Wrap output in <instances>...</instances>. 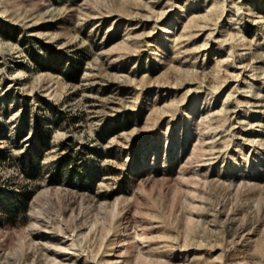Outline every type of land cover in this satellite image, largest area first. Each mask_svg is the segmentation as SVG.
Wrapping results in <instances>:
<instances>
[{
  "label": "rangeland",
  "instance_id": "obj_1",
  "mask_svg": "<svg viewBox=\"0 0 264 264\" xmlns=\"http://www.w3.org/2000/svg\"><path fill=\"white\" fill-rule=\"evenodd\" d=\"M0 264H264V0H0Z\"/></svg>",
  "mask_w": 264,
  "mask_h": 264
},
{
  "label": "trees",
  "instance_id": "obj_2",
  "mask_svg": "<svg viewBox=\"0 0 264 264\" xmlns=\"http://www.w3.org/2000/svg\"><path fill=\"white\" fill-rule=\"evenodd\" d=\"M59 165L57 164L56 168H58ZM30 192L24 194V200L27 201L30 198Z\"/></svg>",
  "mask_w": 264,
  "mask_h": 264
}]
</instances>
